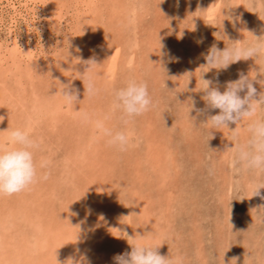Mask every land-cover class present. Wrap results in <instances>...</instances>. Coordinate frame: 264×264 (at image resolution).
Returning a JSON list of instances; mask_svg holds the SVG:
<instances>
[{
	"label": "rangeland",
	"instance_id": "rangeland-1",
	"mask_svg": "<svg viewBox=\"0 0 264 264\" xmlns=\"http://www.w3.org/2000/svg\"><path fill=\"white\" fill-rule=\"evenodd\" d=\"M256 37L264 0H0V148L13 147L7 129L27 131L36 161L48 162L46 180L0 197V264H114L136 242L176 264H264V200L248 187L264 173L237 172L224 147L236 126L245 143L250 121L210 129L191 110V100L205 107L203 75L223 91L244 73L264 92V54L226 70L202 56ZM93 56L99 92L89 98L79 59ZM130 78L148 84L155 108L125 124L113 100ZM69 81L77 104L60 94ZM97 120L125 132L127 150Z\"/></svg>",
	"mask_w": 264,
	"mask_h": 264
},
{
	"label": "clouds",
	"instance_id": "clouds-1",
	"mask_svg": "<svg viewBox=\"0 0 264 264\" xmlns=\"http://www.w3.org/2000/svg\"><path fill=\"white\" fill-rule=\"evenodd\" d=\"M177 7L179 0H176ZM240 17L231 21L235 25ZM224 31V26H223ZM257 38V37H256ZM261 38V37H260ZM257 38V41H260ZM202 43V39L197 41ZM79 51V49H77ZM264 54V41L244 46L241 41L233 42L232 46L219 49L213 44L206 53H203V59L210 70H226L230 65L240 61L254 59ZM80 64L84 71L80 73L81 81L84 87V95L89 98L96 96L99 89L96 86L94 77V68L99 65L96 58H80ZM209 70V71H210ZM204 76V75H203ZM201 77L204 95L201 99L205 103L202 109L195 108V101L191 100V110H194L199 116H205L204 124L210 129L229 128V124L239 125L244 120H249L247 131L250 134L245 143H240L239 129L237 126L232 130V147L225 145V151L232 153L231 166L237 172L241 169L264 173V120L253 119L256 116L258 106L264 105V92H257L254 87L255 79H250L249 75L238 74V79L226 81L221 91L220 82L217 79H204ZM262 83V81H258ZM60 94L68 104L79 103V90L73 85L72 81L67 84L60 83ZM243 93V95H241ZM113 107L121 110L124 123L134 117L141 116L155 108V103L149 93L148 84L144 81L128 79L124 86L115 90ZM219 110L215 115L209 114L211 110ZM81 119H89L87 113L79 114ZM193 120L196 117L192 118ZM4 117L0 116V122ZM95 127L105 137H108L107 143L110 146L118 148L120 151L127 150L129 146V136L125 132H115L105 127L104 122L97 120ZM7 138L13 145L11 148H0V197L11 196L28 189L39 180H46V174L40 175L39 170L47 167L48 162L41 160L39 163L35 159V151L39 148V142L34 139L27 131L20 129L6 130ZM214 133L209 131V141L214 138ZM214 174V166L209 168V175ZM249 190L252 197H259L264 200V183L253 182L249 184ZM242 201V200H241ZM90 213V210H89ZM232 227L234 225L232 224ZM140 239L143 236L137 233ZM129 239L136 240V236H129ZM131 251L117 254L113 257L114 264H176L168 255L164 256L158 252L159 247H150L139 242L129 244ZM71 264H77L73 258H69ZM231 261H236L233 258Z\"/></svg>",
	"mask_w": 264,
	"mask_h": 264
},
{
	"label": "bare ground",
	"instance_id": "bare-ground-1",
	"mask_svg": "<svg viewBox=\"0 0 264 264\" xmlns=\"http://www.w3.org/2000/svg\"><path fill=\"white\" fill-rule=\"evenodd\" d=\"M9 1H10V0H9ZM11 3H12V1H11ZM11 6H13V5L11 4ZM13 7H15V5H14Z\"/></svg>",
	"mask_w": 264,
	"mask_h": 264
}]
</instances>
